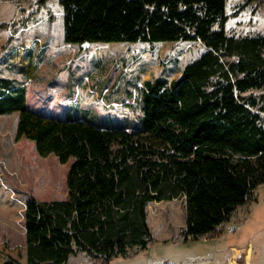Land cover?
Returning <instances> with one entry per match:
<instances>
[{
    "label": "trees",
    "instance_id": "1",
    "mask_svg": "<svg viewBox=\"0 0 264 264\" xmlns=\"http://www.w3.org/2000/svg\"><path fill=\"white\" fill-rule=\"evenodd\" d=\"M61 4L67 44L190 41L205 51L180 78L144 84L135 130L42 115L28 108L25 88L0 91V115L19 113L17 140L33 142L41 157L72 160L67 199L27 201L25 254H9L2 264H66L78 254L112 264L151 243L152 203L184 199L188 241L213 234L257 202L264 94L255 92L264 91V37L227 36V0Z\"/></svg>",
    "mask_w": 264,
    "mask_h": 264
},
{
    "label": "rangeland",
    "instance_id": "2",
    "mask_svg": "<svg viewBox=\"0 0 264 264\" xmlns=\"http://www.w3.org/2000/svg\"><path fill=\"white\" fill-rule=\"evenodd\" d=\"M226 14L227 36L264 37V1L227 0ZM204 51L190 41L67 44L61 0H0V91L26 87L29 107L42 115L99 128L138 129L144 84L180 78ZM18 119L19 113L0 115V264L9 254H25L27 201L67 199L72 164L54 155L41 157L33 142L17 140ZM255 198L213 234L188 241L182 234L184 199L152 203L151 243L112 264H264V186ZM66 264L94 263L78 254Z\"/></svg>",
    "mask_w": 264,
    "mask_h": 264
},
{
    "label": "water",
    "instance_id": "3",
    "mask_svg": "<svg viewBox=\"0 0 264 264\" xmlns=\"http://www.w3.org/2000/svg\"><path fill=\"white\" fill-rule=\"evenodd\" d=\"M251 252H252V246H249L248 251H247V257H248L247 260H249V261L251 259Z\"/></svg>",
    "mask_w": 264,
    "mask_h": 264
},
{
    "label": "crops",
    "instance_id": "4",
    "mask_svg": "<svg viewBox=\"0 0 264 264\" xmlns=\"http://www.w3.org/2000/svg\"><path fill=\"white\" fill-rule=\"evenodd\" d=\"M25 89H26V87H25ZM26 91H27V89H26ZM26 100H27V93H26ZM27 106H28V108L30 109V110H32L30 107H29V105H28V101H27ZM33 112H36V111H34V110H32ZM36 113H38V112H36Z\"/></svg>",
    "mask_w": 264,
    "mask_h": 264
}]
</instances>
